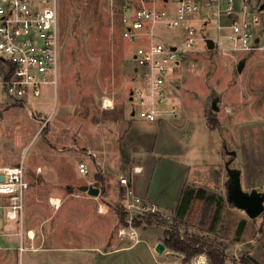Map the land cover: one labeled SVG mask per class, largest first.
<instances>
[{
  "label": "rangeland",
  "instance_id": "374dc122",
  "mask_svg": "<svg viewBox=\"0 0 264 264\" xmlns=\"http://www.w3.org/2000/svg\"><path fill=\"white\" fill-rule=\"evenodd\" d=\"M119 16V5L110 0H57L56 84L42 85L40 95L23 104L0 89V166L23 163L29 181L38 166L42 172L57 171L58 179L43 180V192L65 194L68 183L85 179L105 191L119 189L116 234L121 247L133 245L108 253L90 237L82 245L97 249L76 248L70 241L65 249L23 251L22 263L210 264L205 252L186 260L166 246L155 250L165 231L175 229L218 243L226 264H242L244 254L264 264V210L249 218L227 200V169L239 173L242 190L264 192V52L224 54L197 40L167 83L178 116L146 121L130 113L129 98L140 81L133 70L135 44L122 36ZM208 31L215 36L212 28ZM106 98L111 107L102 106ZM80 161L87 163V174L79 173ZM134 165L141 171L131 173ZM193 173L208 176L201 179L211 197L194 215L180 217L182 184ZM119 175L131 176L136 192L163 211L156 221L134 218L138 241L118 232L125 226L119 213L127 217ZM242 219L247 224L238 238ZM11 224L20 232L18 222ZM13 237L14 248L0 249V264H19V237Z\"/></svg>",
  "mask_w": 264,
  "mask_h": 264
},
{
  "label": "built area",
  "instance_id": "2783aa9c",
  "mask_svg": "<svg viewBox=\"0 0 264 264\" xmlns=\"http://www.w3.org/2000/svg\"><path fill=\"white\" fill-rule=\"evenodd\" d=\"M110 1L119 5L122 36L135 44L133 70L140 85L130 95V113L146 121L178 116L167 83L174 67L197 40L210 39L224 54L264 52V0ZM210 28L215 36L209 33ZM57 66V0H0V89L13 101L26 103L28 98L40 95L42 85L56 84ZM102 106L112 105L104 99ZM77 168L81 174L88 173L83 161ZM141 169L134 165L130 171L138 173ZM0 174L4 176L0 196L7 197L0 207L7 219H21L28 188L23 163L0 166ZM118 181L127 215L126 225L118 232L138 241L133 238L134 218L156 221L163 211L156 202L136 192L131 176L119 175ZM49 202L55 208L60 204L56 197H50Z\"/></svg>",
  "mask_w": 264,
  "mask_h": 264
},
{
  "label": "crops",
  "instance_id": "0c3cea01",
  "mask_svg": "<svg viewBox=\"0 0 264 264\" xmlns=\"http://www.w3.org/2000/svg\"><path fill=\"white\" fill-rule=\"evenodd\" d=\"M24 174L27 180L25 166ZM201 176L203 178L208 177L203 174L193 173L190 178L185 179L177 205L180 203L183 192L186 189L196 190L202 188L206 191L205 186L202 185ZM52 178L58 179L59 173L57 171L42 172L40 166L36 168L35 179L33 181L27 180L28 188L24 192L21 219H7L4 214V208L0 207V249L14 248L15 246L11 245L14 242L13 236L18 235L17 250L20 256L19 264H21L23 251L36 252L42 249H65L69 248L66 245H69L70 241L78 243L73 244L78 245L76 248L97 249V246L88 247L82 245L81 242L88 240L90 237L100 240L103 251L108 253H114L120 248L132 247L133 244L121 247L122 244H119L121 237L116 234L117 217L114 212V201L119 189L112 188L111 191H105L100 188L101 192L99 191L98 195H90L86 191L78 189L81 184L96 186L85 179L68 183L65 194L59 193L54 189L49 192H43L39 188L45 183L43 180L48 181ZM191 181L197 183L196 187L193 186ZM188 186L189 188H187ZM119 187L121 186L119 185ZM107 193H109L107 195L108 198H106ZM206 193L208 194L207 191ZM142 196L147 197L146 195ZM50 197L59 198L60 204L57 208L50 204ZM1 198L7 200L6 196H0ZM0 203H3V201L0 200ZM98 207H100V210ZM59 211H61L60 216L55 218V214ZM13 221L18 222L20 232L10 229ZM48 241L52 244H49ZM47 243L49 244L48 246ZM20 246L23 247L22 250H20Z\"/></svg>",
  "mask_w": 264,
  "mask_h": 264
},
{
  "label": "trees",
  "instance_id": "16d2710c",
  "mask_svg": "<svg viewBox=\"0 0 264 264\" xmlns=\"http://www.w3.org/2000/svg\"><path fill=\"white\" fill-rule=\"evenodd\" d=\"M102 188V187H100ZM211 196L206 193L202 188L186 189L183 192L181 201L178 208L176 209V214L182 217L186 212L188 216L194 215L201 203L209 199ZM228 200V199H227ZM216 211L214 209L212 217H215ZM119 221L126 225L124 220V215L119 213ZM246 226V221L241 220L238 223L236 229V235L239 238L243 233ZM164 246L169 247L173 250L184 253V259L188 260L194 254L205 252L210 264H226V254L224 248L220 247L218 243L204 240L203 238L197 236H183L175 229H168L165 231V236L162 239ZM240 262L242 264H255L256 261L246 254L240 257Z\"/></svg>",
  "mask_w": 264,
  "mask_h": 264
},
{
  "label": "water",
  "instance_id": "95a60500",
  "mask_svg": "<svg viewBox=\"0 0 264 264\" xmlns=\"http://www.w3.org/2000/svg\"><path fill=\"white\" fill-rule=\"evenodd\" d=\"M207 47L212 48L213 42L208 39ZM241 66L237 67L240 70ZM132 94V92H131ZM133 114V112H131ZM229 179L227 182V199L234 206L245 211L249 218L257 217L264 210V192L250 191L246 192L242 190L240 184L239 173L235 170L227 169ZM4 176L0 174V181H2ZM78 189L86 191L90 195H98L99 187L91 184H81ZM164 249V245L158 242L155 246V250L161 252Z\"/></svg>",
  "mask_w": 264,
  "mask_h": 264
},
{
  "label": "bare ground",
  "instance_id": "6f19581e",
  "mask_svg": "<svg viewBox=\"0 0 264 264\" xmlns=\"http://www.w3.org/2000/svg\"><path fill=\"white\" fill-rule=\"evenodd\" d=\"M105 102H106L107 104H109L110 106L112 105L111 102H110V100L107 99V98L105 99Z\"/></svg>",
  "mask_w": 264,
  "mask_h": 264
},
{
  "label": "flooded vegetation",
  "instance_id": "af4514ba",
  "mask_svg": "<svg viewBox=\"0 0 264 264\" xmlns=\"http://www.w3.org/2000/svg\"><path fill=\"white\" fill-rule=\"evenodd\" d=\"M227 175H228V173H227ZM228 177H229V175H228ZM228 182V181H227Z\"/></svg>",
  "mask_w": 264,
  "mask_h": 264
}]
</instances>
